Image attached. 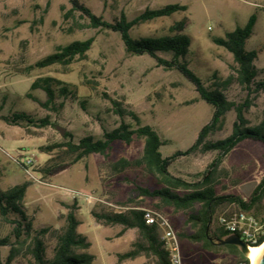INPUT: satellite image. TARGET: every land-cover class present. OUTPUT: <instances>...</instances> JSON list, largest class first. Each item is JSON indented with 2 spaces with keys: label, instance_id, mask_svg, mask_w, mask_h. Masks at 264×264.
I'll return each mask as SVG.
<instances>
[{
  "label": "rangeland",
  "instance_id": "374dc122",
  "mask_svg": "<svg viewBox=\"0 0 264 264\" xmlns=\"http://www.w3.org/2000/svg\"><path fill=\"white\" fill-rule=\"evenodd\" d=\"M81 2L109 23L119 19L121 14L130 21L145 9H159L169 4L186 6L185 12L141 22L131 29L130 34L134 39L172 37L175 35L171 29L173 25L186 19L183 34L190 40L186 58L188 67L206 87H223L226 98L235 105L243 103L246 92L236 82L232 55L213 41L243 27L255 14L256 23L245 49L256 52L257 80L264 79V0ZM91 37L94 41L90 50L69 66L30 68L59 47ZM159 56L171 58L169 53H160ZM47 77L62 81L75 91V95L57 98L55 108L41 107L38 102L46 101L44 92L30 91L29 88L35 80ZM27 93H31L37 102L27 98ZM110 101L121 104L123 109L136 116L140 125L151 126L168 141L160 148L163 157L191 146L212 116V108L199 98L192 84L180 74L157 67L148 56L127 54L119 34L90 28L87 18L80 12L71 11L68 0H0V191L28 184L22 206L35 230L48 229L42 238L46 259L52 258L58 237L67 227V215L72 211L79 223L76 232L90 244L87 250L77 252L92 255V264H154V259L146 254L119 261L118 255L133 250L139 243V232L137 229L123 231L121 225L107 224L100 219L108 213L152 209L165 215L177 232L184 264L241 262L240 257L234 258L224 249L209 251L194 241L191 237L197 235V228L188 220L191 212L177 210L158 198L142 196L140 189L153 191L162 187L156 177L134 164L142 157L143 140L130 145L114 143L106 156L90 155L53 177H42L37 173L36 169L46 163H69L72 159L64 149L45 150L64 138L56 130L57 126L75 140L85 136L100 139L102 129L110 131L118 127L120 119L112 112ZM61 103L63 106L59 108ZM13 113H25L36 122L48 117L50 125L13 126L1 119ZM263 115L264 90L250 96L244 118L249 126H256ZM234 121L235 111L231 110L209 140L228 137ZM124 122L131 128L137 127L128 116L124 117ZM20 156L34 158L32 171L27 173L19 167L17 159ZM215 158V153L179 157L169 171L175 177L194 181ZM119 161L128 164L119 166ZM263 176L264 145L244 141L218 166L215 194L246 199L250 195L245 197L239 187L253 182L257 186ZM66 190L78 192V198L72 199ZM87 195L95 200L86 203ZM199 209V205L194 207V211ZM255 210L264 213V197ZM238 213L233 205L218 207L212 228L219 226V219H228ZM248 214L259 221L254 212ZM11 233L12 227L0 219V240L9 238L13 242ZM157 233L159 237L160 231ZM10 249V245L0 246V262L7 258ZM14 249L11 264H34L31 240H26L22 247L15 245Z\"/></svg>",
  "mask_w": 264,
  "mask_h": 264
},
{
  "label": "trees",
  "instance_id": "16d2710c",
  "mask_svg": "<svg viewBox=\"0 0 264 264\" xmlns=\"http://www.w3.org/2000/svg\"><path fill=\"white\" fill-rule=\"evenodd\" d=\"M68 1L71 5V11L80 12L82 16L88 19L90 28L110 30L119 34L127 54L148 56L156 62L157 67L176 71L180 74L192 84L199 98L212 108V116L210 121L200 129L191 146L183 151H176L168 157H163L160 148L166 146L168 141L163 140L151 126L140 125L136 116L131 111L123 109L121 104L110 101L112 112L120 119L118 127L110 131L102 129L100 139L85 136L75 140L70 133H66L61 142L45 147V150L64 149L72 157L71 161L62 164L46 163L43 167L36 169L37 173L42 177H53L90 155L106 156L114 143L130 145L136 140H143L142 157L134 164L142 166L146 174L156 177L162 187L153 191L140 189L142 196L158 198L177 210L191 212L188 220L197 228V235L191 238L209 251L219 252L223 250L224 247L213 245L209 241L210 238L222 239L230 235L219 226L212 228L216 209L222 205H233L239 212L249 213L260 206L264 197V176L246 199L241 196H217L215 194L217 170L222 160L244 141L249 140L264 145V115L261 122L256 126H249L244 118V110L250 105V96L264 90V79L257 80L258 70L254 66L257 54L255 51H246L245 49L246 41L252 35L256 23V15L252 14L243 27H237L232 32L226 33L224 38L213 41L232 55L236 82L246 92L243 103L235 105V103L228 101L223 87L221 88L220 85H215L214 88L206 87L202 80L188 67L186 58L189 54L190 40L187 35L183 34L186 19H182L173 25L171 29L175 35L172 37L134 39L130 34L131 29L139 23L185 12L186 6L169 4L159 9H145L130 21L126 19L124 14H121L119 19L109 23L93 14L81 0ZM93 41L91 37L84 41H74L59 47L55 52L36 61L30 68L44 69L55 65L69 66L90 50ZM160 53H169L171 58L169 60L162 58L159 56ZM29 89L30 91L41 90L44 92L46 101L38 102L43 108H55L57 98L66 99L75 95V91L70 89L68 85L50 77L35 80ZM26 97L37 102L31 93H27ZM62 106V103L58 105L59 108ZM231 110L235 111V121L232 124L230 135L224 139L210 141L209 138L220 127L225 115ZM125 116L133 119L137 123V127L131 128L130 125L126 124L124 122ZM1 119L13 126H21L22 124L34 126L37 124L39 127H45L50 125L48 117L36 122L25 113H13L10 116H2ZM206 153H215L216 158L212 160L198 179L186 181L170 173L169 167L177 158ZM127 164L126 161L117 162L119 166ZM19 167L23 170L22 165ZM27 186L28 184L24 183L6 192L0 191V219L12 227L11 236L13 238V242H10L9 238L0 240V246H11L9 255L0 264H11L15 253L14 246L22 247L26 240L32 242L31 255L34 264H92L94 260L92 255L86 252H77V250H87L90 244L85 237L76 232L79 223L75 220L72 211L67 215V227L58 237L52 258L46 259L42 238L48 229L35 230L31 219L22 206ZM196 205L200 206L198 211H194ZM100 219L107 224L121 225L123 231L137 229L139 232V243L135 245L133 250L118 255L119 261L133 260L141 254H146L154 259V264H168L167 255L159 242L156 228L144 224L141 211L108 213L102 215ZM263 242L264 236L252 247L260 246ZM240 260L248 262L242 255Z\"/></svg>",
  "mask_w": 264,
  "mask_h": 264
},
{
  "label": "built area",
  "instance_id": "2783aa9c",
  "mask_svg": "<svg viewBox=\"0 0 264 264\" xmlns=\"http://www.w3.org/2000/svg\"><path fill=\"white\" fill-rule=\"evenodd\" d=\"M18 165L23 166V171H32L35 165L34 158L19 157L17 159ZM38 183H40L38 181ZM66 193L72 199L78 198V192L66 190ZM95 199L87 195L85 202L91 203ZM142 220L146 226L155 227L160 231L159 242L167 255L168 264H184L182 259L181 247L177 232L173 228L169 219L161 212L152 209H142ZM219 226L230 235H237L239 239L247 246L255 245L261 237L264 236V224L257 221L255 217L248 213L240 212L231 218L219 219ZM236 264H249L246 261H241Z\"/></svg>",
  "mask_w": 264,
  "mask_h": 264
},
{
  "label": "water",
  "instance_id": "95a60500",
  "mask_svg": "<svg viewBox=\"0 0 264 264\" xmlns=\"http://www.w3.org/2000/svg\"><path fill=\"white\" fill-rule=\"evenodd\" d=\"M56 130L59 132L61 137L64 136L65 129L57 126ZM255 186H256L255 182L247 183V184L241 185L239 187V189L244 194L245 197H248L250 195V193L253 191ZM219 244L220 245H234V246H237L239 248V251H240L241 255L244 258L247 257V255H246L247 245L244 242H242L237 235H230V236L226 237L223 240H219ZM256 264H264V249L260 253Z\"/></svg>",
  "mask_w": 264,
  "mask_h": 264
},
{
  "label": "bare ground",
  "instance_id": "6f19581e",
  "mask_svg": "<svg viewBox=\"0 0 264 264\" xmlns=\"http://www.w3.org/2000/svg\"><path fill=\"white\" fill-rule=\"evenodd\" d=\"M263 249H264V242L260 246H257V247L247 246L246 260L248 261L249 259L248 263L250 262V264H256L257 259Z\"/></svg>",
  "mask_w": 264,
  "mask_h": 264
},
{
  "label": "flooded vegetation",
  "instance_id": "af4514ba",
  "mask_svg": "<svg viewBox=\"0 0 264 264\" xmlns=\"http://www.w3.org/2000/svg\"><path fill=\"white\" fill-rule=\"evenodd\" d=\"M223 239H225V238H222V239L210 238L209 241L213 245H220L219 240H223ZM220 246L224 247V250L226 251V253H228L230 256H232L234 258L241 256V253H240L239 248L237 246H234V245H220Z\"/></svg>",
  "mask_w": 264,
  "mask_h": 264
},
{
  "label": "crops",
  "instance_id": "0c3cea01",
  "mask_svg": "<svg viewBox=\"0 0 264 264\" xmlns=\"http://www.w3.org/2000/svg\"><path fill=\"white\" fill-rule=\"evenodd\" d=\"M251 212H254V214L257 216V218L259 219V221L262 222V223H264V213L257 212L256 210L251 211Z\"/></svg>",
  "mask_w": 264,
  "mask_h": 264
}]
</instances>
